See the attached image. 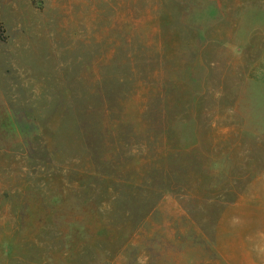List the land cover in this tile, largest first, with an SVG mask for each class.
<instances>
[{
  "label": "rangeland",
  "instance_id": "374dc122",
  "mask_svg": "<svg viewBox=\"0 0 264 264\" xmlns=\"http://www.w3.org/2000/svg\"><path fill=\"white\" fill-rule=\"evenodd\" d=\"M0 23V264H264V0Z\"/></svg>",
  "mask_w": 264,
  "mask_h": 264
},
{
  "label": "trees",
  "instance_id": "16d2710c",
  "mask_svg": "<svg viewBox=\"0 0 264 264\" xmlns=\"http://www.w3.org/2000/svg\"><path fill=\"white\" fill-rule=\"evenodd\" d=\"M126 16H128V13H126ZM129 33H130L129 36L126 37L127 39L125 40L126 45L129 44V42H130L129 37L132 36L131 31H130ZM0 39H3V28H2L1 23H0ZM152 51H154V47H153L152 44L149 43L148 41L145 42V44L142 45V46L139 48V51H138V52L142 55L144 64L150 63V61H151V58H150L151 56H150V54H151ZM133 54H134V53H133V50H130V51H128L125 55H133ZM144 57H145V58H144ZM140 59H141V58H140ZM131 64H132V63H130V65H131ZM132 67H133V66H131V69H132ZM133 68H134V67H133Z\"/></svg>",
  "mask_w": 264,
  "mask_h": 264
}]
</instances>
